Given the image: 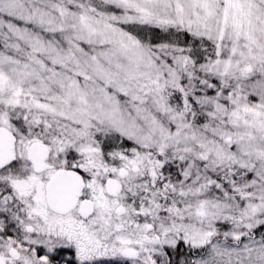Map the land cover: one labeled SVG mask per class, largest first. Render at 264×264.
<instances>
[{
  "label": "snow or ice",
  "instance_id": "obj_1",
  "mask_svg": "<svg viewBox=\"0 0 264 264\" xmlns=\"http://www.w3.org/2000/svg\"><path fill=\"white\" fill-rule=\"evenodd\" d=\"M0 264H264V0H0Z\"/></svg>",
  "mask_w": 264,
  "mask_h": 264
}]
</instances>
